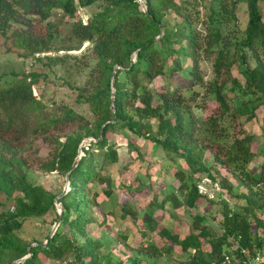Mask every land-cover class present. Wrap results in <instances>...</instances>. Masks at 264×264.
I'll return each instance as SVG.
<instances>
[{
    "label": "trees",
    "instance_id": "trees-1",
    "mask_svg": "<svg viewBox=\"0 0 264 264\" xmlns=\"http://www.w3.org/2000/svg\"><path fill=\"white\" fill-rule=\"evenodd\" d=\"M198 1L146 0L145 13L140 0H0V35L19 55L65 52L46 56L44 64L70 65L86 76L83 85L70 86L74 102L52 99L51 106L34 93L42 74L0 77V195L13 201L8 208L0 203V264L8 253L15 255L8 264L29 254L34 242L20 237L24 223L55 212V201L63 194L31 183L30 171L64 178L70 172V191L59 201L64 214L57 232L46 246L49 236L37 243L23 264H45L42 257L67 264H112L104 262L103 244L91 239L87 229L96 223L93 207H99L91 185L111 186L106 171L119 162L113 140L119 132L155 143L190 170V175L176 173L180 197L170 194L161 203L155 198L150 206L164 210L169 203L189 216L207 202L198 186L202 176L219 182L236 203L223 202L220 232L208 226L206 216L196 215L192 224L197 233L182 237L165 229L161 236L170 245L140 246L128 263L118 264H175L161 262L175 247L187 264H250L264 252V161L259 170L250 169L258 156L264 159V143L256 152V135L242 124V118L248 122L260 109L264 113V0ZM241 4L247 6L245 27L238 17ZM94 5L99 11L84 23L79 7ZM55 11L68 17L67 27L51 21ZM172 11L182 23L169 29L165 20ZM81 50L80 56L69 54ZM182 57L191 70L175 80L184 70ZM209 59L214 77L207 82L201 63ZM158 79H165L160 87L154 85ZM261 130L264 139V118ZM87 139L96 142L82 148L72 169ZM128 144L134 147L131 140ZM122 209L124 217L139 219L137 211ZM142 223L154 232L160 225L148 212Z\"/></svg>",
    "mask_w": 264,
    "mask_h": 264
},
{
    "label": "rangeland",
    "instance_id": "rangeland-1",
    "mask_svg": "<svg viewBox=\"0 0 264 264\" xmlns=\"http://www.w3.org/2000/svg\"><path fill=\"white\" fill-rule=\"evenodd\" d=\"M186 0H179L185 2ZM140 2H142L140 0ZM200 3V0L198 1ZM22 2L25 8L27 4ZM264 8V7H263ZM99 11V5L88 8L79 7L78 15L84 23H87L92 15ZM239 22L242 27L247 25L248 15L246 4H241L238 10ZM68 17L64 16L61 11H55L52 14L51 21L57 25L65 24ZM182 23V18L175 12H169L165 20L166 26L171 29L175 23ZM0 35V77L8 76L11 73L31 74L37 72L42 74L41 84L34 89V93L38 98H44L47 104L50 101L57 102H74V93L70 86H81L86 80L84 74L80 75L73 69L67 67L53 66L48 67L44 64L46 56H65V52L38 55L37 57H23L19 55V51ZM88 46L85 44L84 50ZM81 51L71 52L69 54L81 55ZM21 53V52H20ZM73 56V55H72ZM41 59L42 62L38 61ZM184 70L174 75L175 80L187 77L191 70L190 61L186 57L181 58ZM201 73L205 81L209 82L213 79V59L202 61ZM234 75L242 79L237 71ZM165 79H158L154 85L160 87L164 84ZM44 94V97H42ZM49 101V102H48ZM238 106L237 102H234ZM86 110V107L82 108ZM197 111V115H200ZM264 113L260 109L258 117L252 121L246 122V118H242V124L247 132L256 135L254 150L257 152L264 143L262 134ZM113 139V138H112ZM89 140V139H87ZM118 144L119 162L109 166L106 171L107 176L111 178V186L95 182L91 185L93 196L99 207H93L91 218L96 223L88 226V236L93 240H99L103 244L100 255L103 256L104 262L118 264L120 262L128 263L129 258L135 254L140 246L156 244L159 247L168 246L170 241H166L161 236V232L167 229L171 234H180L182 237L191 233H197L193 228V218L196 215L206 216L207 224L214 231L220 232L221 229V210L224 203L234 206L235 199H231L228 193L222 189L219 182H213L207 176L199 179V190L206 195L207 202L201 204L197 209L192 210L188 216L183 209L173 210L169 203L165 204V209L161 210L156 206H150V203L156 198L161 203L170 194L180 197L181 192L178 189L180 182L176 173L178 171L190 175L187 165L173 156H168L155 143L140 139L130 133H121L113 139ZM134 143V147L129 146L128 141ZM208 155V154H207ZM209 156V155H208ZM264 159L258 156L251 164V170H259ZM212 164V162H211ZM199 176H196L198 178ZM29 180L35 185L45 187L47 190L58 194L65 190L70 191L67 180L59 176L57 173H43L38 171L29 172ZM220 180V179H219ZM232 183L237 184L234 179H230ZM108 192L111 194L108 195ZM237 193V191H236ZM60 196V195H59ZM13 201L0 195V203L4 208H8ZM239 204L245 205L244 201ZM123 206L131 208L139 213V219L133 220L131 216H123ZM61 211V206L56 204V211L43 219H29L24 223L23 229L19 235L25 241L37 244L46 240L50 236L55 224L56 214ZM145 212L150 213L160 223L159 227L154 231L144 229L142 217ZM65 233L70 235L67 229ZM146 234L143 236L142 234ZM126 238V239H124ZM46 242V241H45ZM194 253V252H192ZM14 254L8 253L6 261L2 264H8ZM45 264H67L55 261H49L43 258ZM187 264V258L182 254L179 247H175L174 253L165 257L161 262ZM149 262V261H148ZM147 264V263H146ZM149 264H152L149 262Z\"/></svg>",
    "mask_w": 264,
    "mask_h": 264
},
{
    "label": "water",
    "instance_id": "water-1",
    "mask_svg": "<svg viewBox=\"0 0 264 264\" xmlns=\"http://www.w3.org/2000/svg\"><path fill=\"white\" fill-rule=\"evenodd\" d=\"M141 1H142V2H141V8H142V11L145 12V13H148V7L146 6V0H141ZM136 56H137V53H135V54L133 55V57H132V63L135 62V60H136ZM116 69H117V70H118V69H123V67H122V66H117ZM115 75H116V71L114 72L113 83L115 82ZM115 93H116V90H115V88L113 87V99H115ZM92 141H93V142H96V140H93V139H89V140H86L85 142H83V144H82V146H81V149H80V155H79V157L77 158L76 162L74 163L72 169L76 168V166L78 165L79 160H80L81 157H82V154H83V152H82V148L85 147V146L90 145ZM69 175H70V172L68 173L67 178H66L67 183H68V186L70 185V178H69ZM69 188H70V186H69ZM68 192H69L68 190H65V191L63 192V194L60 195V196L56 199V201H55L56 204H59V206H61V211L58 212L59 217H58V220H57V222H56V224H55V226H54V228H53V230H52V232H51V234H50V236H49V239H48L45 243H43L42 246H46V245L49 243V240L55 235V233L57 232L58 228H59L60 225H61V222H62V220H63L64 207H63V205H62L59 201H60V199H61L64 195H66ZM38 245H39V244H32V245L29 247V254H28L26 257H24V258H21V259H19V260L14 261L12 264H23V263H25V262H26L29 258H31L32 255H33L32 248H33V247H36V246H38Z\"/></svg>",
    "mask_w": 264,
    "mask_h": 264
},
{
    "label": "built area",
    "instance_id": "built-area-1",
    "mask_svg": "<svg viewBox=\"0 0 264 264\" xmlns=\"http://www.w3.org/2000/svg\"><path fill=\"white\" fill-rule=\"evenodd\" d=\"M250 264H264V252L259 253Z\"/></svg>",
    "mask_w": 264,
    "mask_h": 264
}]
</instances>
